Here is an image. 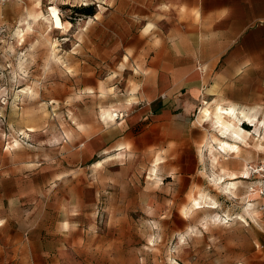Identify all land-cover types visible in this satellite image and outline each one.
<instances>
[{
  "label": "rangeland",
  "instance_id": "obj_1",
  "mask_svg": "<svg viewBox=\"0 0 264 264\" xmlns=\"http://www.w3.org/2000/svg\"><path fill=\"white\" fill-rule=\"evenodd\" d=\"M0 6V264H264L260 201L246 212L264 128L243 121L251 136L239 152L219 153L221 136L201 116L220 103L264 120V25L250 50L216 51L197 61L199 82L156 94L147 59L160 52L143 35L160 32L153 46L166 39V74H182L188 51L177 41L193 22L178 3ZM195 198L206 206L189 211Z\"/></svg>",
  "mask_w": 264,
  "mask_h": 264
},
{
  "label": "crops",
  "instance_id": "obj_2",
  "mask_svg": "<svg viewBox=\"0 0 264 264\" xmlns=\"http://www.w3.org/2000/svg\"><path fill=\"white\" fill-rule=\"evenodd\" d=\"M167 1L170 3H178L183 6L184 18L186 20H192L193 22L191 26L185 25L184 32L177 41L179 45L188 51L187 57L189 59V65H187V68L182 74L177 73L171 78L168 73L166 74V68L168 66L167 56L162 53L166 45V39L161 36L160 42L154 47L153 36L155 35L157 37L160 35V32L145 33L143 35L145 40V49L160 52L150 55V58L148 57L147 59V61H149L148 66L155 69L156 73L154 74V72H152V74L148 76L146 83L153 85L152 87L156 90V94L165 90L170 83L187 84L189 82H199L201 78L195 69L197 61H204L206 58H210L209 56L216 51L231 49L236 43L239 44L238 49L241 51L250 50L251 48L249 47V44H253L252 42H255L256 40L253 36H257V34L261 31V26L264 25V0ZM135 12H145V14L148 13V11L143 9V7H136ZM18 36L21 37L20 34H18ZM213 63L217 65L218 62ZM141 97L144 98L142 95ZM251 113L253 112L251 111ZM157 115H160L159 118L162 119L164 117L163 115H165V110L162 108L158 110L156 109V116ZM244 177H246V175ZM229 193L233 192L229 191ZM247 195L254 197L248 200L252 203L248 202L246 207L247 214L252 216L251 210L255 209L254 205L256 201L259 200V197L258 195L250 194V192ZM210 203L213 202L210 201ZM215 203L216 202H214V204ZM215 216L222 221L225 219L227 220V218L229 219L234 215L217 212ZM239 218L248 223V219L245 216L240 215ZM251 220L256 223L254 218ZM184 237L185 234L182 235V238Z\"/></svg>",
  "mask_w": 264,
  "mask_h": 264
},
{
  "label": "bare ground",
  "instance_id": "obj_3",
  "mask_svg": "<svg viewBox=\"0 0 264 264\" xmlns=\"http://www.w3.org/2000/svg\"><path fill=\"white\" fill-rule=\"evenodd\" d=\"M32 16L33 18H36V15L32 14L31 17ZM43 16L44 15L41 14V17ZM17 33L20 34L21 37H23L25 34L23 29H19ZM204 103L207 104L208 102L204 101ZM101 116L104 120L114 119L113 113L108 109H103ZM201 116L205 121H209V123L212 124L213 129L221 136V138L215 137V140L218 141L219 146L217 149L219 150V153L222 152L227 154L239 152L240 144L245 143L246 139L251 136V132L243 127V121H250L253 125H255L257 132H259L261 128H264V120L261 121L259 118H257L256 113H251V111L246 109H237L235 105L223 106L222 104L218 103L213 109L210 106H207L203 108ZM262 139H264V136ZM214 162H218L217 154L214 155ZM245 175L246 174L244 172H241L239 177H244ZM230 176L232 181L226 184V189L235 193V190L237 189V183L240 180L235 173L230 174ZM221 180L222 177L216 179V184L218 185L217 182H221ZM250 194L258 195L256 192H250ZM205 206V202L195 198L192 201L189 211H191L193 208H201ZM189 211L186 210V213Z\"/></svg>",
  "mask_w": 264,
  "mask_h": 264
},
{
  "label": "built area",
  "instance_id": "obj_4",
  "mask_svg": "<svg viewBox=\"0 0 264 264\" xmlns=\"http://www.w3.org/2000/svg\"><path fill=\"white\" fill-rule=\"evenodd\" d=\"M9 0H0V5H3ZM8 27L0 23V37H7ZM249 171L251 172L253 178L250 183V191L256 192L260 201V209L264 214V161L259 164H250Z\"/></svg>",
  "mask_w": 264,
  "mask_h": 264
},
{
  "label": "trees",
  "instance_id": "obj_5",
  "mask_svg": "<svg viewBox=\"0 0 264 264\" xmlns=\"http://www.w3.org/2000/svg\"><path fill=\"white\" fill-rule=\"evenodd\" d=\"M81 12L85 13V14H94V11L92 10V7H84V8L81 9Z\"/></svg>",
  "mask_w": 264,
  "mask_h": 264
}]
</instances>
